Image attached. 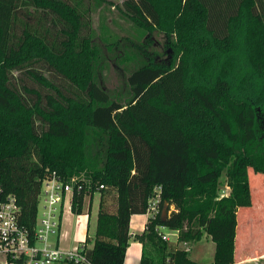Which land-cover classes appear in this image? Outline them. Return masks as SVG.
Listing matches in <instances>:
<instances>
[{
    "label": "trees",
    "instance_id": "1",
    "mask_svg": "<svg viewBox=\"0 0 264 264\" xmlns=\"http://www.w3.org/2000/svg\"><path fill=\"white\" fill-rule=\"evenodd\" d=\"M82 1L0 0V181L20 223L34 226L56 172L76 178L74 213L100 194L86 240L94 264H124L131 216L156 194L135 237L140 264H199L164 228L178 242L208 234L213 264H234L249 169L264 173V0H124L141 31L165 35L169 56L142 47L126 101L97 78L102 48ZM223 177L230 192L219 197Z\"/></svg>",
    "mask_w": 264,
    "mask_h": 264
},
{
    "label": "rangeland",
    "instance_id": "2",
    "mask_svg": "<svg viewBox=\"0 0 264 264\" xmlns=\"http://www.w3.org/2000/svg\"><path fill=\"white\" fill-rule=\"evenodd\" d=\"M124 0H96L82 1L83 7L89 6L91 16L90 30L95 42L102 48V58L97 66V78L113 97L126 101L131 95L127 77L130 72L139 66L143 59V48L148 53H158L159 60L168 59L164 46L165 35L160 31L143 32L122 11ZM81 6V7H82ZM146 44V46L144 45ZM143 47V48H142ZM249 177L253 194L256 196L252 205L242 207L238 211V227L236 240V260H248L241 264H252L260 249L264 248V173L249 169ZM219 185V197L230 192L225 177ZM255 186V187H253ZM98 196V195H97ZM110 208L115 205V194L107 197ZM98 198L93 201L90 234L94 232ZM68 208V203L66 204ZM171 206L168 213L173 210ZM165 233H170L164 228ZM170 242L177 243L180 248H190L189 255L199 264H213L215 242L207 234L194 242H178L172 233ZM134 242V240H132ZM240 264V263H237Z\"/></svg>",
    "mask_w": 264,
    "mask_h": 264
},
{
    "label": "built area",
    "instance_id": "3",
    "mask_svg": "<svg viewBox=\"0 0 264 264\" xmlns=\"http://www.w3.org/2000/svg\"><path fill=\"white\" fill-rule=\"evenodd\" d=\"M75 181V177L66 180L56 172L44 179L37 218L31 229L20 223V206L14 195L4 192L0 181V264H94L86 252L87 235L71 248L60 244L64 211L67 203L71 207ZM158 201L159 194L150 198L147 213L153 216L158 211ZM170 233L177 236V231ZM162 235L170 239L169 233ZM252 264L264 262L255 258Z\"/></svg>",
    "mask_w": 264,
    "mask_h": 264
},
{
    "label": "crops",
    "instance_id": "4",
    "mask_svg": "<svg viewBox=\"0 0 264 264\" xmlns=\"http://www.w3.org/2000/svg\"><path fill=\"white\" fill-rule=\"evenodd\" d=\"M263 191H264V189L262 190V192ZM255 197L256 196L253 194V201H254ZM95 198H98V207H97V211H96L95 224H94V230H95L96 220H97V212H98V208H99V198H100L99 193H95L92 198L89 196H86L85 204H84V210L80 214L74 213L72 211L71 207H69V206H68V208H65L63 223H62L61 233H60V244L63 247L71 248L75 244H77L78 242H80L81 240L86 238L88 228H90V225H91V216H92V211H93L92 207H93V201ZM91 199H92V203H90ZM150 215H151L150 213L145 212V213H141V214H133L131 216L130 233H131L132 237L130 239L129 246L127 248L124 264H140L141 255H142V243L135 237L137 234H140L143 232V230L146 227V224L148 222ZM81 221L84 222L83 227L80 226ZM169 234H171V233H169ZM132 240H134V242H132ZM88 246H92V243H89ZM188 249L190 250V248H188ZM258 256L264 262V248L260 249V253ZM236 259L237 258H235L234 264H237V263L241 264V263H244L248 260V258H244V259H241L239 261H237Z\"/></svg>",
    "mask_w": 264,
    "mask_h": 264
},
{
    "label": "water",
    "instance_id": "5",
    "mask_svg": "<svg viewBox=\"0 0 264 264\" xmlns=\"http://www.w3.org/2000/svg\"><path fill=\"white\" fill-rule=\"evenodd\" d=\"M167 213H168V212H167L166 208H164V210H163V212H162L163 216H166Z\"/></svg>",
    "mask_w": 264,
    "mask_h": 264
},
{
    "label": "bare ground",
    "instance_id": "6",
    "mask_svg": "<svg viewBox=\"0 0 264 264\" xmlns=\"http://www.w3.org/2000/svg\"><path fill=\"white\" fill-rule=\"evenodd\" d=\"M80 226H81V227H83V226H84V222H83V221H81V223H80Z\"/></svg>",
    "mask_w": 264,
    "mask_h": 264
}]
</instances>
